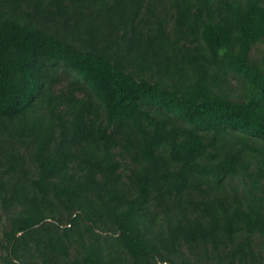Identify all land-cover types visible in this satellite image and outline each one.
Here are the masks:
<instances>
[{"label":"trees","instance_id":"obj_1","mask_svg":"<svg viewBox=\"0 0 264 264\" xmlns=\"http://www.w3.org/2000/svg\"><path fill=\"white\" fill-rule=\"evenodd\" d=\"M263 42L264 0H0V264H264Z\"/></svg>","mask_w":264,"mask_h":264},{"label":"rangeland","instance_id":"obj_2","mask_svg":"<svg viewBox=\"0 0 264 264\" xmlns=\"http://www.w3.org/2000/svg\"><path fill=\"white\" fill-rule=\"evenodd\" d=\"M161 8H162V11H166L167 9H168V7H167V3H166V1L163 3V5L161 6ZM169 12H167V14H168ZM170 14V13H169ZM264 51V42L263 43H260V44H258L254 49H253V51H252V54H253V56H258L261 52H263ZM232 83V88H233V90H234V92H235V90H237V88H235V82H231ZM61 87H62V85H59L58 86V88L57 89H61ZM236 93V92H235ZM236 95H237V93H236ZM257 249H259V250H261L262 252H264V240H259L258 242H257ZM1 254L2 253H0V256H1Z\"/></svg>","mask_w":264,"mask_h":264}]
</instances>
